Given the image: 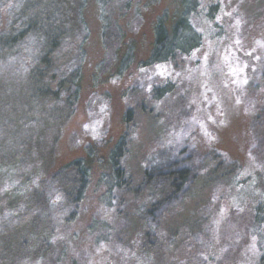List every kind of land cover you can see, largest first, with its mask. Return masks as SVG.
I'll return each mask as SVG.
<instances>
[{
	"label": "rangeland",
	"instance_id": "374dc122",
	"mask_svg": "<svg viewBox=\"0 0 264 264\" xmlns=\"http://www.w3.org/2000/svg\"><path fill=\"white\" fill-rule=\"evenodd\" d=\"M200 2L202 12L191 17L202 37L197 49L177 52L164 64L143 65L152 22L164 11L172 14L171 0H162L138 19H128L127 39L135 53L128 70L94 82L105 53L100 13L92 0L75 113L64 126L60 122L45 132L42 171L38 158L21 172L0 168V216L17 208L45 167L84 157L88 148L102 156L123 132L128 142L121 167L129 185L106 199L95 169L70 228L53 227L62 248L55 242L43 261H35L27 256V246L22 249L21 242H30L18 228L16 247L0 252V258L7 257L4 263L264 264V0ZM215 3L220 11L210 21L205 9ZM177 143L214 160L180 206L151 221L147 210L157 192L144 186L143 171L151 157ZM256 204L261 207L254 219Z\"/></svg>",
	"mask_w": 264,
	"mask_h": 264
},
{
	"label": "trees",
	"instance_id": "16d2710c",
	"mask_svg": "<svg viewBox=\"0 0 264 264\" xmlns=\"http://www.w3.org/2000/svg\"><path fill=\"white\" fill-rule=\"evenodd\" d=\"M91 2L0 0V12L5 9L0 30V168L21 172L27 163L42 160L45 132L60 122L64 126L74 115L82 91L90 36L86 11ZM161 2L95 0L105 57L95 69L94 82L101 76L120 77L128 70L135 60L134 43L127 39L128 19H138ZM171 4L170 16L164 11L152 22V43L143 65L167 63L177 52L188 54L202 42L191 24V17L202 12L200 0H171ZM219 11V3L208 5L205 17L211 21ZM261 111L264 114V105ZM127 142L128 135L123 132L102 156L88 148L84 157L55 169L45 167L36 187L17 208L6 217L0 216V252L6 254L16 247L20 229L30 242H21L22 249H29L27 256L43 261L53 244L57 242L59 247L61 243L53 227L70 228L75 221L95 169L96 185L103 187L106 199L129 185L121 167ZM212 160L181 143L151 157L143 171V183L157 192V198L147 210L148 219L156 220L163 212L180 206ZM43 165L44 160L39 170ZM237 171L233 166L234 180ZM255 207L254 219L261 205ZM5 258L1 256L0 264H12L10 260L4 263Z\"/></svg>",
	"mask_w": 264,
	"mask_h": 264
}]
</instances>
